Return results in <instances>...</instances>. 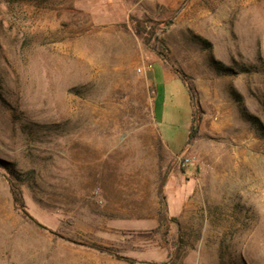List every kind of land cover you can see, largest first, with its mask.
I'll use <instances>...</instances> for the list:
<instances>
[{
  "label": "rangeland",
  "instance_id": "rangeland-1",
  "mask_svg": "<svg viewBox=\"0 0 264 264\" xmlns=\"http://www.w3.org/2000/svg\"><path fill=\"white\" fill-rule=\"evenodd\" d=\"M114 256L264 264V0H0V264Z\"/></svg>",
  "mask_w": 264,
  "mask_h": 264
},
{
  "label": "trees",
  "instance_id": "trees-1",
  "mask_svg": "<svg viewBox=\"0 0 264 264\" xmlns=\"http://www.w3.org/2000/svg\"><path fill=\"white\" fill-rule=\"evenodd\" d=\"M129 24L132 26L134 33L136 36L140 37L143 40V44L146 48L151 50L156 57L164 62L169 63L168 55H167V49L156 39V32L157 28L151 27L148 25V22H144L141 20H138L137 18L133 16H129ZM171 70L173 75L182 82L183 86L186 89V92L189 97L190 107H191V125L189 128V134H188V140H192V134L194 132V123H195V112H194V99H195V92L194 88L191 84H189L186 80L184 75L181 73L179 69L171 65ZM7 185H8V191L12 200L13 210L15 213H17L21 218H26L30 220L35 226L44 229L43 226H41L34 218L30 216V214L27 211V208L24 203V199L22 196V193L20 189L15 184L14 180L10 177H5ZM165 185V179H161L158 190H157V197L159 201V207H160V214H159V221L163 222H170L174 223L175 219L171 217H167V205L166 200L163 196V187ZM54 235L52 232L50 233ZM69 243L73 244L71 241H68ZM118 261L125 262L127 264H134L135 261H133L130 258L127 257H120V256H114Z\"/></svg>",
  "mask_w": 264,
  "mask_h": 264
},
{
  "label": "crops",
  "instance_id": "crops-1",
  "mask_svg": "<svg viewBox=\"0 0 264 264\" xmlns=\"http://www.w3.org/2000/svg\"><path fill=\"white\" fill-rule=\"evenodd\" d=\"M137 164H143V161H138V163ZM127 165H130V166H133L134 164H133V161H127ZM129 172H131L132 174H133V168H131L130 170H129ZM144 172H146V170L144 169ZM142 173H143V171H142ZM141 173V174H142ZM140 174V173H139ZM153 174H154V176H156V171H154L153 172ZM128 183V182H127ZM156 198H155V202H156Z\"/></svg>",
  "mask_w": 264,
  "mask_h": 264
},
{
  "label": "built area",
  "instance_id": "built-area-1",
  "mask_svg": "<svg viewBox=\"0 0 264 264\" xmlns=\"http://www.w3.org/2000/svg\"><path fill=\"white\" fill-rule=\"evenodd\" d=\"M190 161L187 158H183L181 161L178 162V166L183 168L189 165Z\"/></svg>",
  "mask_w": 264,
  "mask_h": 264
}]
</instances>
